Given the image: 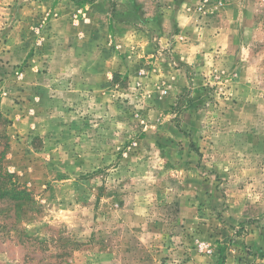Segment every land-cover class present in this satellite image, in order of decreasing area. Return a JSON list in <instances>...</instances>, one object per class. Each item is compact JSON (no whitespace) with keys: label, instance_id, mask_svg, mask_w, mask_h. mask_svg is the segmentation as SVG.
<instances>
[{"label":"rangeland","instance_id":"obj_1","mask_svg":"<svg viewBox=\"0 0 264 264\" xmlns=\"http://www.w3.org/2000/svg\"><path fill=\"white\" fill-rule=\"evenodd\" d=\"M0 264H264V0H0Z\"/></svg>","mask_w":264,"mask_h":264}]
</instances>
